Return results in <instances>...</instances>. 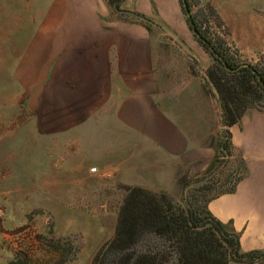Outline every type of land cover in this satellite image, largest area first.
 Returning a JSON list of instances; mask_svg holds the SVG:
<instances>
[{"label":"crops","instance_id":"obj_1","mask_svg":"<svg viewBox=\"0 0 264 264\" xmlns=\"http://www.w3.org/2000/svg\"><path fill=\"white\" fill-rule=\"evenodd\" d=\"M121 9L147 21L119 16L105 0H53L24 72L31 119L39 133L55 137L60 170L72 172L71 185L81 189L74 199L96 198L103 213L112 196L85 194L84 186L109 181L166 193L186 167L199 171L211 163L221 121L220 107L202 89L212 59L179 0H125ZM192 60L202 76L191 74ZM229 131L246 175L207 209L231 224L242 252L263 250L264 114L249 110Z\"/></svg>","mask_w":264,"mask_h":264},{"label":"rangeland","instance_id":"obj_2","mask_svg":"<svg viewBox=\"0 0 264 264\" xmlns=\"http://www.w3.org/2000/svg\"><path fill=\"white\" fill-rule=\"evenodd\" d=\"M52 2L0 0V264H60L61 260L62 264H92L98 249L113 238L124 196L123 188L95 181L82 191L112 196L107 212H102L95 197L89 204L77 202L74 195L81 189L71 185L72 172L60 170L62 156L55 154V137L39 133L31 119L29 76L24 72L32 41ZM210 3L242 60L259 62L264 56V0ZM188 66L192 75L202 76L195 60ZM202 89L219 106L213 89L205 82ZM215 129L216 138L223 131L222 120ZM236 161V157L225 159L228 170L222 172L231 173ZM186 168L174 187L159 194L172 200L187 196L205 200L229 186L231 178L225 179L224 173L203 176L205 169ZM208 187L207 192L200 191Z\"/></svg>","mask_w":264,"mask_h":264},{"label":"trees","instance_id":"obj_3","mask_svg":"<svg viewBox=\"0 0 264 264\" xmlns=\"http://www.w3.org/2000/svg\"><path fill=\"white\" fill-rule=\"evenodd\" d=\"M105 1L121 17L129 15L147 21L143 16L123 11L125 0ZM179 3L193 37L212 59L205 71V82L213 89L221 112L223 131L212 140L215 156L202 175L224 173L225 179L231 180L228 187L205 200L194 196L172 200L141 188H123L126 195L113 238L98 249L92 264H264V249L242 252L239 234L231 224L219 222L207 209L215 198L234 193L246 175V163L232 145L229 130L249 110L264 114V56L255 64L242 60L229 44L226 26L210 0ZM234 157L237 165L230 166L233 171L225 175L222 171L228 168L224 160Z\"/></svg>","mask_w":264,"mask_h":264},{"label":"built area","instance_id":"obj_4","mask_svg":"<svg viewBox=\"0 0 264 264\" xmlns=\"http://www.w3.org/2000/svg\"><path fill=\"white\" fill-rule=\"evenodd\" d=\"M90 172H91V173H95V172H96V169H95V168H92V169L90 170Z\"/></svg>","mask_w":264,"mask_h":264}]
</instances>
